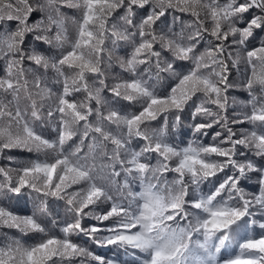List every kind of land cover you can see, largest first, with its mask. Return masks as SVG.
I'll use <instances>...</instances> for the list:
<instances>
[{
  "label": "snow or ice",
  "instance_id": "1",
  "mask_svg": "<svg viewBox=\"0 0 264 264\" xmlns=\"http://www.w3.org/2000/svg\"><path fill=\"white\" fill-rule=\"evenodd\" d=\"M0 62V264H264V0H0Z\"/></svg>",
  "mask_w": 264,
  "mask_h": 264
},
{
  "label": "trees",
  "instance_id": "2",
  "mask_svg": "<svg viewBox=\"0 0 264 264\" xmlns=\"http://www.w3.org/2000/svg\"><path fill=\"white\" fill-rule=\"evenodd\" d=\"M123 53H121L122 55ZM113 64H114V71L115 72H119L120 69L118 67V64H117V57L116 56H113ZM0 69H2V62H0ZM2 74V73H0ZM232 76H233V79L235 80L236 79V73H235V70H233V73H232ZM234 93L230 94V101H231V95H233ZM241 96H245L246 94L245 93H240ZM231 115V112L229 113ZM187 123L188 121H185V131L188 132L187 136L185 137V142L188 140V139H192L193 136H192V133L187 129ZM245 127H248L247 125H245ZM211 132V130H209ZM215 131H220L219 128L215 129ZM207 140H211V135H209L207 138ZM15 155L17 156L18 159H22L24 157H27V153H23L21 154L18 150H15ZM0 166H4V167H8L9 166V162L7 161L6 158H0ZM8 206L10 208H12L13 211H17V212H20L21 214H31V212L33 211V204L31 201H29L28 203H20V204H16L15 202H9ZM60 213H61V217H63V208L61 207L59 209ZM88 223H94V221H89V220H85V224L87 225ZM58 232V229L56 230ZM4 232H8L10 233L11 235H16V236H19L20 234L18 232H15V230H9V229H0V235H2ZM73 240H75L76 242L78 243H84L85 241H87L86 243V246L91 248L94 252H96L97 254L99 255H103V256H106V257H112V258H116L118 259L119 261H121V264L123 261L129 259L128 257H126L123 253H122V250H117L115 248H107V247H104V248H101V247H97L95 245H93L91 243V241H88L86 237H83V236H79V237H76V236H73L72 237Z\"/></svg>",
  "mask_w": 264,
  "mask_h": 264
}]
</instances>
